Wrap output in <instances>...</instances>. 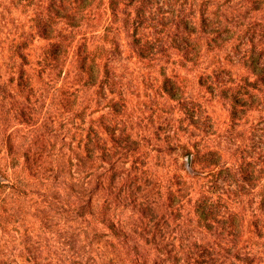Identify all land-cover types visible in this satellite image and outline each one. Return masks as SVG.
I'll list each match as a JSON object with an SVG mask.
<instances>
[{
    "label": "rangeland",
    "instance_id": "1",
    "mask_svg": "<svg viewBox=\"0 0 264 264\" xmlns=\"http://www.w3.org/2000/svg\"><path fill=\"white\" fill-rule=\"evenodd\" d=\"M0 264H264V0H0Z\"/></svg>",
    "mask_w": 264,
    "mask_h": 264
},
{
    "label": "trees",
    "instance_id": "2",
    "mask_svg": "<svg viewBox=\"0 0 264 264\" xmlns=\"http://www.w3.org/2000/svg\"><path fill=\"white\" fill-rule=\"evenodd\" d=\"M207 217V211L206 210H203L202 211V218H206Z\"/></svg>",
    "mask_w": 264,
    "mask_h": 264
}]
</instances>
